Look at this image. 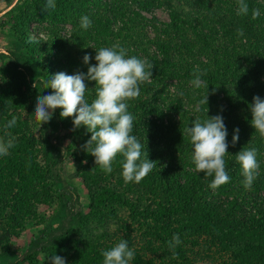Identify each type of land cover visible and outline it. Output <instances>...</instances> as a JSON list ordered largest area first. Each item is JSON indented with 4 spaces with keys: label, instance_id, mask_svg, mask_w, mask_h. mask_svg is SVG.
Listing matches in <instances>:
<instances>
[{
    "label": "rangeland",
    "instance_id": "obj_1",
    "mask_svg": "<svg viewBox=\"0 0 264 264\" xmlns=\"http://www.w3.org/2000/svg\"><path fill=\"white\" fill-rule=\"evenodd\" d=\"M17 1L0 0V53L7 55V48L15 49L19 40L27 41L31 35L36 42L28 44L51 76L59 72L87 74L84 55H91L90 64L95 65V49L114 44L125 48L129 56L146 59L154 65L152 79L140 85V95L129 101L128 109L135 117L132 134L142 143L150 161L158 162L151 156L155 153L152 136L159 137L155 125L170 127L165 140L156 146L163 149L165 161L179 154L176 146L166 147L165 143L181 137L182 130L190 127L196 118H207V108L209 117L222 115L230 135L234 129L245 126L246 132L239 131L238 147L231 153L235 157L245 147L255 148L260 167L251 188L243 186L244 177L238 186L247 196L246 210L254 213L259 207L264 212V142L259 140L264 138L251 126L249 107L255 96L264 99V0H248L252 10H260L256 19L252 18V12L237 15V0H231L233 4H229L230 0H55V9L48 13L41 10L47 0H26L21 8L12 10ZM83 15L92 22L87 30L80 27ZM237 29H243L242 36ZM196 66L209 88L196 89L190 84ZM85 83L91 101L95 83ZM181 92L183 95H178ZM207 95L208 105L200 106L197 111L198 102ZM35 104L36 99L24 80L0 71V138L15 137V146L9 149V154L0 156L3 165L0 189L4 186L6 195L12 196H5L3 202L7 208H0V253L8 248H26L34 235L52 220L55 226L63 214L57 199L58 186L46 171L43 124L34 119ZM13 116L17 124L7 128ZM66 120L73 123V118ZM70 132L68 142L76 154V162L67 166V174L72 175L71 186H77L84 197H93L100 187L106 186L142 207H155V202L147 200L146 190L144 198L137 191L141 182L149 180L154 184L149 189L156 188V167L140 183H125L121 156L113 163L112 173L106 174L96 166L95 158L82 150V145L91 138L87 128L76 133L72 128ZM192 153L193 148L188 157ZM230 156V153L226 155L227 162ZM184 167L194 171L193 163ZM198 174L205 178L203 173ZM184 176L180 177L183 183ZM217 204L224 207L226 197L219 196ZM17 208L19 213L14 214ZM86 221V229L72 233L58 254L66 264H103L101 252L121 239L127 240L135 250L130 264H136L137 258L161 259L159 255H163L162 260L168 261L175 256L167 247L162 250V243L146 230L147 225L151 232V229L159 231L158 228L152 222L137 221L125 205L104 208ZM196 237L188 253L195 264L231 263L222 246L214 242L210 245V235L201 231ZM50 257L41 256L37 264H48Z\"/></svg>",
    "mask_w": 264,
    "mask_h": 264
},
{
    "label": "trees",
    "instance_id": "obj_2",
    "mask_svg": "<svg viewBox=\"0 0 264 264\" xmlns=\"http://www.w3.org/2000/svg\"><path fill=\"white\" fill-rule=\"evenodd\" d=\"M24 1L26 0H18L12 10L16 7L21 8ZM245 2L251 13V3L248 0ZM229 4H233V2L230 0ZM235 5L238 7L237 1ZM174 21L178 22V18L174 17ZM14 48H7V55L0 53V71L14 74L24 80L36 100L39 95L51 94L52 90L46 89L44 86L51 74L43 67L31 46L23 39L19 40L18 45ZM167 64L170 65V63ZM60 111L61 109H56L52 119L48 123H43V153L46 171L53 176L55 184L58 186L57 199L63 208V214L55 226L52 223L54 220H52L44 230L34 235L26 248L15 250L8 248L4 253H0V262L3 264H37L41 256L61 254L72 233L86 229L87 219L98 214L104 208L119 204L129 207L137 221L144 224L143 220L146 221V224L152 222L159 231L151 229L155 232L154 234L148 230L149 226L147 225L146 230L149 235L162 243V250L167 247L175 255L172 259L175 261L171 259L164 261L162 260L163 255H159L161 259L156 257L149 260L137 258L136 264H195L192 257L188 255L189 247L191 248L193 242H196L198 239L196 235L201 231L205 235H210V245H213L214 242L216 246L224 248L230 257V264H264V212L261 213L259 207L254 213L246 210L247 196L242 193V190H239L238 186L243 177L241 168L231 153L235 152L234 147H238V143L236 146H232L233 134L228 133L227 137L230 160L227 162V157H224L226 170L231 177L230 182L212 190L208 186L212 178H202L196 171H189L187 167H184V165L192 164L191 157H188L193 148L188 142L189 139L183 137L182 134L181 137L171 139V144L165 143L166 147L176 146L179 150L176 157L171 155L170 160L165 161L164 154H161L164 152L163 149L156 146L165 140L163 139L164 135L170 127L166 124L155 125L158 128L156 131L159 132V137L152 136L156 150L153 149L155 153L151 156L158 161L155 166L154 178L156 188L153 191L149 189V185H154L149 180L141 182L139 184L141 187L137 191L144 198L146 195L143 192L146 190L148 192L147 200L151 203L155 202V204L153 203L155 207H142L136 201L128 199L110 187H100L98 193L93 197L91 195L84 197V192H79L77 186L70 185L69 178L72 175L67 174V166L69 163L76 162V154L72 152L71 142H68L71 140L70 130L73 128V133H76L84 126L74 130L73 123L62 119ZM239 130L245 133L246 127L240 126ZM259 140L261 143L264 142ZM0 167H3L1 162ZM183 175L186 177L184 183L180 181V177ZM6 192L5 187L2 186L0 208H7L3 202L5 196L12 197L11 193L6 195ZM222 195L226 197L224 207L217 204L218 197ZM13 213L18 214L19 209H15ZM176 234H179L181 243L174 249H170L169 241ZM210 245L207 244L208 247ZM157 252L159 254L160 249H157Z\"/></svg>",
    "mask_w": 264,
    "mask_h": 264
},
{
    "label": "clouds",
    "instance_id": "obj_3",
    "mask_svg": "<svg viewBox=\"0 0 264 264\" xmlns=\"http://www.w3.org/2000/svg\"><path fill=\"white\" fill-rule=\"evenodd\" d=\"M237 15H247L249 6L245 0H237ZM56 7L55 0H47L41 10L48 13ZM260 16L259 9L252 10V18ZM92 22L87 15L80 17V27L89 29ZM238 35H243V29H237ZM35 38L29 36L26 43H34ZM95 65H91V55L86 54L83 62L88 65L87 74L77 72L69 75L59 72L45 82V88L51 89L48 95H39L36 100L34 119L37 122L48 123L56 109H61L62 119L73 118L74 130L84 126L91 133V138L82 145V150L95 158L96 166L110 174L117 156L123 159L121 175L125 183H140L156 166L148 159V153L138 138L132 134L134 115L128 110L129 101L138 98L140 85L152 79L153 64L137 56H129L125 48L114 44L111 47L95 49ZM190 84L199 89L208 87L202 80L199 66L193 70ZM85 81L95 83L94 98H87L88 87ZM209 88V87H208ZM178 95L182 96L183 93ZM208 105V95L202 98L200 106ZM251 112V126L260 137L264 138V99L259 96L253 98L249 106ZM17 124L15 116L6 125L12 128ZM239 128L234 129L232 146L239 141ZM193 147L191 156L194 171L203 173L205 178H212L209 188L218 189L230 182L231 177L226 170L225 156L228 154V131L222 115L208 116L201 120L196 118L190 127L183 130ZM15 146V137L7 140L0 138V156H7L9 149ZM146 157V158H145ZM240 165L241 175L244 177L243 186L251 188L257 178L259 162L255 148H243L235 155ZM87 163V161H85ZM181 243L179 234L169 241V248L174 249ZM103 264H130L135 257V250L129 247L128 241L121 239L113 247L101 252ZM48 264H66L64 258L52 255Z\"/></svg>",
    "mask_w": 264,
    "mask_h": 264
}]
</instances>
